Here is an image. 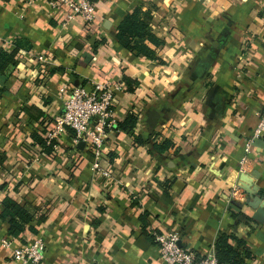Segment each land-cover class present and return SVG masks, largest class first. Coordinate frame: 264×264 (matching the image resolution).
I'll use <instances>...</instances> for the list:
<instances>
[{
	"label": "crops",
	"instance_id": "1",
	"mask_svg": "<svg viewBox=\"0 0 264 264\" xmlns=\"http://www.w3.org/2000/svg\"><path fill=\"white\" fill-rule=\"evenodd\" d=\"M93 1L90 25L44 0H0V50L20 48L0 78V264L37 238L42 264H168L144 231H177L203 257L233 234L264 264V139L248 145L264 110V0ZM137 9L156 59L117 39ZM96 85L114 87L115 121L133 115L134 130L110 132L100 158L66 130L46 155L33 136L73 88ZM6 199L36 234L10 238Z\"/></svg>",
	"mask_w": 264,
	"mask_h": 264
},
{
	"label": "built area",
	"instance_id": "2",
	"mask_svg": "<svg viewBox=\"0 0 264 264\" xmlns=\"http://www.w3.org/2000/svg\"><path fill=\"white\" fill-rule=\"evenodd\" d=\"M33 2L36 0H28ZM53 9H64L68 12V20L82 19L86 23H95L96 6L91 0H44ZM43 60L42 58L40 59ZM43 62V61H42ZM67 89H63L65 92ZM114 87L96 85L88 90L85 87L73 88L64 102V108L55 120L52 129L46 135L48 145L56 141L66 130L74 132L77 141L84 142L91 148L96 158L101 157V149L108 137V134L115 130L118 122L114 116ZM264 139V110L259 114L256 128L248 142L249 147L256 141ZM55 151L58 145H54ZM249 157L242 159V169L247 167ZM99 168L98 164L94 169ZM106 177L109 173L103 172ZM237 191L233 193L235 197ZM156 241L161 251L162 257L168 264H194L195 254L189 249L180 246L181 235L176 231H168L161 235H156ZM13 241L6 239L3 245L12 247ZM46 244L42 238H37L32 242L12 250V264H42L45 259ZM199 264H219L215 251L211 250L200 261Z\"/></svg>",
	"mask_w": 264,
	"mask_h": 264
},
{
	"label": "trees",
	"instance_id": "3",
	"mask_svg": "<svg viewBox=\"0 0 264 264\" xmlns=\"http://www.w3.org/2000/svg\"><path fill=\"white\" fill-rule=\"evenodd\" d=\"M148 20L149 16L146 13H143L140 9H137L132 15L126 16L120 23L118 27L117 39L119 43L125 48L135 50L139 54H142L149 59H156L155 51H152L145 43L146 41H149L156 47L160 45L159 40H157L156 37L149 32ZM19 49V46H17L13 52L0 50V78H5V71L10 66L17 65V56L20 52ZM127 84L129 86V90L133 92L134 89L131 88L133 81L128 80ZM2 93H4V91L0 88V95ZM28 114L29 118L35 121H39L41 118V114L38 115L35 113V109L30 110ZM136 123V117L130 115L125 122L117 123L114 131L120 130L124 132H132L136 126ZM68 130L72 131L71 129ZM33 139L36 143L43 147L44 153L46 155H55L54 145H57L56 141H53L51 145H48L46 139L42 136L34 135ZM135 140L139 143H143V141L139 138H135ZM154 147L159 154H164L170 147V143L166 141L162 145L155 144ZM4 205L6 208L4 217L10 218V238L19 237L27 231V228L34 234L37 233L36 229L29 227L32 217L26 211H24L20 205L13 202L11 199H6ZM141 220H144V218L142 217ZM40 221H42V219H40ZM144 233L146 238L151 243L158 246L156 235H161L163 234L162 232L153 231L147 233L144 231ZM181 247L183 249H189L188 246L183 244H181ZM191 250L193 251V249ZM214 251L219 264H249L248 262L255 258L254 254L247 246L246 241L244 239L237 238L233 234L222 235L217 240ZM193 253L195 254L194 264H199L204 257L196 254L194 251Z\"/></svg>",
	"mask_w": 264,
	"mask_h": 264
},
{
	"label": "rangeland",
	"instance_id": "4",
	"mask_svg": "<svg viewBox=\"0 0 264 264\" xmlns=\"http://www.w3.org/2000/svg\"><path fill=\"white\" fill-rule=\"evenodd\" d=\"M100 158V157H99ZM177 232V231H176ZM179 233V232H178ZM179 235H181L180 233H179Z\"/></svg>",
	"mask_w": 264,
	"mask_h": 264
},
{
	"label": "water",
	"instance_id": "5",
	"mask_svg": "<svg viewBox=\"0 0 264 264\" xmlns=\"http://www.w3.org/2000/svg\"><path fill=\"white\" fill-rule=\"evenodd\" d=\"M261 141V140H260ZM83 144V143H82ZM180 246H181V243H180Z\"/></svg>",
	"mask_w": 264,
	"mask_h": 264
}]
</instances>
